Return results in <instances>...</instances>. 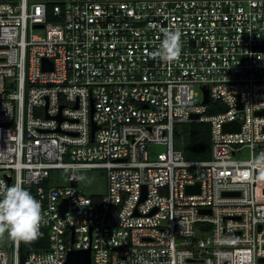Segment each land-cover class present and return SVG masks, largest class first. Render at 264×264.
<instances>
[{
	"label": "built area",
	"instance_id": "built-area-1",
	"mask_svg": "<svg viewBox=\"0 0 264 264\" xmlns=\"http://www.w3.org/2000/svg\"><path fill=\"white\" fill-rule=\"evenodd\" d=\"M55 3L48 20L45 1L0 0V181L41 202L48 232L0 264L81 249L92 264H264V0ZM176 29L179 59L154 58ZM193 121L210 124V159L176 145ZM83 169L105 171L103 196L79 191ZM54 170L68 184L49 186Z\"/></svg>",
	"mask_w": 264,
	"mask_h": 264
},
{
	"label": "clouds",
	"instance_id": "clouds-1",
	"mask_svg": "<svg viewBox=\"0 0 264 264\" xmlns=\"http://www.w3.org/2000/svg\"><path fill=\"white\" fill-rule=\"evenodd\" d=\"M163 31L160 51L152 56L177 61L182 53L181 31ZM0 194V237L7 233L14 241L27 244L42 238L41 227L46 221L41 202L20 183L7 186L0 181Z\"/></svg>",
	"mask_w": 264,
	"mask_h": 264
},
{
	"label": "rangeland",
	"instance_id": "rangeland-1",
	"mask_svg": "<svg viewBox=\"0 0 264 264\" xmlns=\"http://www.w3.org/2000/svg\"><path fill=\"white\" fill-rule=\"evenodd\" d=\"M34 1H45V2H55V1H63V0H34ZM211 106V105H210ZM178 129H180L181 139L177 141L176 145L178 147H183L187 144L188 132L186 130V125H181ZM156 149L165 150L166 148L163 146H158ZM242 158H249V150L245 149L241 153ZM7 172L4 170H0V175H4ZM78 174L81 176L78 189L81 193L87 196H103L107 192V175L102 169H83L78 170ZM68 184L67 176L65 170H54L51 174L49 180V186L57 187ZM258 195L264 198V191L258 192ZM198 235H203L201 231H198ZM13 239L5 233L4 236L0 237V248L4 249H12Z\"/></svg>",
	"mask_w": 264,
	"mask_h": 264
},
{
	"label": "trees",
	"instance_id": "trees-1",
	"mask_svg": "<svg viewBox=\"0 0 264 264\" xmlns=\"http://www.w3.org/2000/svg\"><path fill=\"white\" fill-rule=\"evenodd\" d=\"M55 4V2H47L49 8L48 20H54L52 10ZM186 130L188 132L187 144L182 148L184 149L187 158L194 160L210 159L212 149L210 124L206 122L193 121L186 124ZM177 135L178 137L180 136L179 134ZM41 231L43 232L42 238L31 244L23 242L24 248L30 250H40L48 246V232L44 229H41Z\"/></svg>",
	"mask_w": 264,
	"mask_h": 264
},
{
	"label": "water",
	"instance_id": "water-1",
	"mask_svg": "<svg viewBox=\"0 0 264 264\" xmlns=\"http://www.w3.org/2000/svg\"><path fill=\"white\" fill-rule=\"evenodd\" d=\"M39 27H42L40 25ZM51 64H49L48 60H44V68L49 69L51 68ZM210 100L209 98V93L208 91L205 92V103H208ZM94 112V108L92 110ZM200 117L199 114H193L192 118L198 119ZM97 129V126L93 123L92 125V136H94V133ZM241 129V124L239 121H230L224 125V131L225 132H239ZM9 181L11 179L9 178ZM74 186L77 185V182L73 183ZM199 192L200 191V186L199 185H191L187 187V192L188 193H193V192ZM227 194H232V193H227ZM62 211L65 212L67 209V203H63L61 205ZM207 210H202V212H206ZM210 212V210H208ZM65 264H92V251L91 249H81V250H72L68 253L67 261Z\"/></svg>",
	"mask_w": 264,
	"mask_h": 264
}]
</instances>
